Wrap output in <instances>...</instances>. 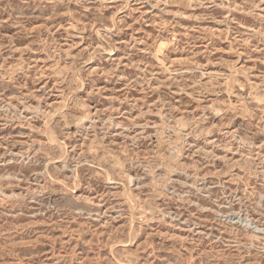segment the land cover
<instances>
[{
	"label": "rangeland",
	"instance_id": "374dc122",
	"mask_svg": "<svg viewBox=\"0 0 264 264\" xmlns=\"http://www.w3.org/2000/svg\"><path fill=\"white\" fill-rule=\"evenodd\" d=\"M0 264H264V0H0Z\"/></svg>",
	"mask_w": 264,
	"mask_h": 264
}]
</instances>
